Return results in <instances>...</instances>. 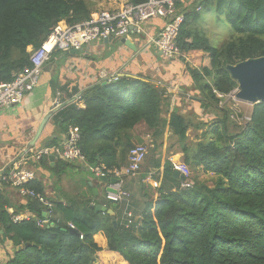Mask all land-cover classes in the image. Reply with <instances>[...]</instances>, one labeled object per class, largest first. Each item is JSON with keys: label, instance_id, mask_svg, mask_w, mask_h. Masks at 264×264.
I'll list each match as a JSON object with an SVG mask.
<instances>
[{"label": "trees", "instance_id": "obj_1", "mask_svg": "<svg viewBox=\"0 0 264 264\" xmlns=\"http://www.w3.org/2000/svg\"><path fill=\"white\" fill-rule=\"evenodd\" d=\"M97 1L0 0V84L30 68L27 49H38L57 23L88 21ZM128 2L140 5L145 0ZM197 10L213 13L218 24L231 28V37L221 47L209 45ZM183 14L176 39L181 56L175 61L185 65L194 93L190 101L210 120L193 124L194 114L186 117L176 107L170 111L174 92L141 75L96 84L82 92L83 109L73 102L53 118L63 136L70 128L78 129L77 145L87 165L103 172L120 169L134 147L123 136L139 125L152 133L153 147L145 162L155 170L151 178L158 186L144 194L138 222L127 225L90 206L54 203L48 222L38 226L46 208L27 199L17 210L24 209L28 219L14 223L16 208H9L0 190L3 264H94L101 252L94 241L98 233L105 237L111 257L103 264H264V102L252 107L248 122L239 124L225 100L237 87L226 67L264 57V0H194ZM203 127L205 132L190 145L189 129ZM165 132L170 148L181 154L178 163L213 176L212 187L195 177L176 178L174 164L167 159L161 164L156 151L162 142L157 141ZM47 159L40 162L47 164ZM147 175L145 171L143 178ZM185 183L191 186L183 188ZM24 187L44 195L36 181ZM123 205L115 211H122Z\"/></svg>", "mask_w": 264, "mask_h": 264}, {"label": "crops", "instance_id": "obj_2", "mask_svg": "<svg viewBox=\"0 0 264 264\" xmlns=\"http://www.w3.org/2000/svg\"><path fill=\"white\" fill-rule=\"evenodd\" d=\"M192 1L194 0H189L185 6H180L179 9H183L184 12ZM126 2L128 0H98L94 13L118 10ZM201 12L203 11H199V14ZM163 24V20H152L144 25V29L150 37L155 38ZM128 40L137 48V52L134 53L119 44H104L102 41L85 45L79 54H73L72 51L54 53L45 64L39 83L33 92L27 94L20 105L0 112V190L4 191L8 199L11 205L9 208H16L15 215L28 216L24 209L17 210L19 206H24L27 199L21 198L17 190L7 181V174L11 166L19 164L22 169L34 173L35 179L32 182L36 181L41 185L43 196L53 206L54 203L74 204L79 207L86 205L93 208L101 206L112 210L114 218H119L122 223L126 220V213L133 216V222H138L144 207V194L154 193L153 189H150V182H154L151 177L156 176V172L151 168H146L147 160L144 161V165L142 164L140 173L124 180L123 189L129 198L125 201L122 211L117 212L115 211L117 209L112 208L113 204L105 198L111 185V178H97L93 172L97 167L88 166L87 163H64L55 156H52L54 157L53 162L49 160V156L47 164L40 162L47 157H43L40 161L34 159L36 153L49 146L51 140L58 139L57 144H59L67 138L68 134L63 136L53 124L54 116L62 107L76 102L78 107L83 109L84 103L80 101L82 92L96 84H106L114 76L152 77L166 86L169 93L174 92L171 95L170 111L176 107L186 117L194 114L203 119L205 116L203 110L196 102L190 101L194 93L190 91L192 84L185 71V65L175 60L159 59L157 53L150 51L152 47L146 43L145 38L141 39L135 34H130ZM32 51V48L27 49L29 53ZM56 108L58 111L48 120L35 147L26 153L25 150L36 135L39 125L45 116ZM163 136L164 142L168 138V133L165 132ZM123 138L130 140L134 147L137 145L153 147V135L144 125L137 126ZM161 140L157 141L158 145L162 142ZM121 151V148L117 149V159L120 158ZM171 156H174L172 159L175 161L181 159V154L178 153ZM163 163L164 160H161L162 165ZM126 164L127 155L125 154L123 165L120 168ZM145 171L148 172V175L143 178ZM78 174H81L82 177L77 183V189H72L70 178L73 175L78 176ZM1 183L7 187L5 186L3 189ZM9 212L13 211L9 209ZM94 241L101 249L94 264H103L105 259L111 260L107 254L105 237L98 233L94 236ZM8 249L10 247H7L6 250ZM2 250L0 248V251ZM3 261L2 251L0 264H3Z\"/></svg>", "mask_w": 264, "mask_h": 264}, {"label": "built area", "instance_id": "obj_3", "mask_svg": "<svg viewBox=\"0 0 264 264\" xmlns=\"http://www.w3.org/2000/svg\"><path fill=\"white\" fill-rule=\"evenodd\" d=\"M189 0H145L140 5L124 3L118 10L101 11L95 13L88 21L80 24L68 25L65 22L57 23L47 36L41 46L30 53V68L14 76L12 82L0 84V112L2 110L18 106L22 99L33 92L37 87L43 73L45 64L50 57L56 53L79 51L85 45L92 42L104 40L128 39L130 34H135L141 39L145 38L146 43L161 53L164 60H175L181 56L176 47V39L180 26L184 22L183 9L177 4L185 6ZM199 11V10H197ZM152 20H163L164 24L155 38L149 36L144 25ZM112 77L109 81H115ZM79 132L76 128H70L68 136L61 143L54 146H47L39 150L34 159L40 161L43 157L55 156L64 163H86L84 156L78 148ZM148 146L137 145L129 150L127 164L111 171L103 172L97 168L93 172L97 178H111L115 183L111 184L106 192V200L112 204L121 205L129 198L124 191V180L136 176L148 154ZM174 171L184 179L189 178L190 171L183 164H174ZM35 179L33 172L24 170L19 164H13L7 174V181L17 190L18 195L23 199H32L46 208V217L36 221L38 226L48 222L53 204L43 195L26 189L25 184ZM151 181V180H150ZM185 183L183 188H186ZM150 185L156 189L157 183L151 181ZM191 185V184H190ZM127 225H130L133 216L126 213ZM28 219L27 216L15 215L12 217L14 223ZM69 229L74 231V226L69 224ZM82 239V237H80Z\"/></svg>", "mask_w": 264, "mask_h": 264}, {"label": "water", "instance_id": "obj_4", "mask_svg": "<svg viewBox=\"0 0 264 264\" xmlns=\"http://www.w3.org/2000/svg\"><path fill=\"white\" fill-rule=\"evenodd\" d=\"M103 43L104 44L111 43L113 45L119 44V45L125 46L126 48H128L134 53L137 52V48L134 45H132V43L128 39L104 40ZM150 51L152 53H157L159 55V59L162 58L161 53L158 52L155 48L150 49ZM80 52L81 50L72 51L73 54H79ZM226 69L228 73L230 74L231 78L237 84V87L228 96L230 99H232L233 101L237 103L247 104L252 107L259 103L264 102V57L247 59L235 65H228ZM57 111H58V108L53 109L49 114L45 116L44 120L39 125L36 135L34 136L33 140L28 144V147L25 150L26 153L35 147L48 120ZM49 160L53 162L54 157L50 156ZM174 176L176 178H180L182 181L185 180L184 177L180 176L177 172L174 173ZM110 183L111 184L115 183V180H110ZM116 207H117L116 204L112 205L113 209H115ZM94 210L96 212L106 213L110 217L114 218L113 211L107 210L105 207L95 206ZM113 226L114 228L117 227V222L115 220L113 221ZM71 233L75 234L74 231H72ZM28 246L29 245L27 244L25 247H28Z\"/></svg>", "mask_w": 264, "mask_h": 264}, {"label": "rangeland", "instance_id": "obj_5", "mask_svg": "<svg viewBox=\"0 0 264 264\" xmlns=\"http://www.w3.org/2000/svg\"><path fill=\"white\" fill-rule=\"evenodd\" d=\"M200 16H201L200 17L201 22L199 23L200 25L199 24L198 25L204 31V33L208 39L209 45L213 48L221 47L231 37V35H232L231 28L229 26H227L226 24H218L215 20L214 14L211 12H208L206 10L201 12ZM225 100L229 104L230 108L235 112L234 115L237 118V121L239 122V124H243L244 122L249 121L252 106L247 105V104L237 103L235 101H234V103H235L234 105L230 104V101H233V100L230 99L229 97H227ZM208 120H210V117L205 115V116H203V119L197 117L191 121L193 124H198L199 122L205 123ZM205 130H206V127H203V129L200 131H195L194 129L190 128L188 131V137H189L188 143L190 145H192L195 143V141H198L197 139L200 138L202 132H205ZM163 138H164V136L161 138L162 142H163ZM170 146H171V143H170L169 139L166 138V140L163 142L162 146L158 147V149L156 151V157L160 158L161 160H164V162L168 158L169 162H171L173 164H182V163H178L179 162L178 159H176V161H175V159H172V158H174V156H171V155L176 154V153L180 154V153H179V151H175L176 147L173 149V148H170ZM149 155H150V153H149ZM148 156H147V159H148ZM141 171H142V167H141L139 173ZM190 176H191V178L195 177L196 181L199 184H203V185L208 186V187H212V185L215 183V178L213 176L208 175V174H204L201 171H198V172L190 171ZM81 177H82V175L78 174V176L73 175L70 178V183L72 184V187H71L72 189L73 188L77 189V185H78L77 183L80 182ZM190 186H191L190 184H186L185 187L189 188ZM71 192H72V190H71ZM43 217L45 218L46 214H44Z\"/></svg>", "mask_w": 264, "mask_h": 264}]
</instances>
